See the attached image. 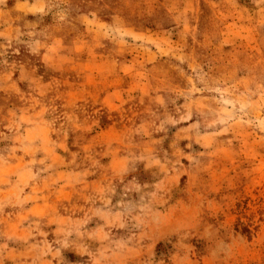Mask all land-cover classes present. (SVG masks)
I'll return each mask as SVG.
<instances>
[{
  "label": "rangeland",
  "instance_id": "obj_1",
  "mask_svg": "<svg viewBox=\"0 0 264 264\" xmlns=\"http://www.w3.org/2000/svg\"><path fill=\"white\" fill-rule=\"evenodd\" d=\"M0 264H264V0H0Z\"/></svg>",
  "mask_w": 264,
  "mask_h": 264
}]
</instances>
